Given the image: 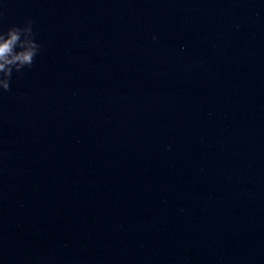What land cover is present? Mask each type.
I'll return each mask as SVG.
<instances>
[{"label":"water","instance_id":"95a60500","mask_svg":"<svg viewBox=\"0 0 264 264\" xmlns=\"http://www.w3.org/2000/svg\"><path fill=\"white\" fill-rule=\"evenodd\" d=\"M0 13L40 45L0 90V264H264V0Z\"/></svg>","mask_w":264,"mask_h":264},{"label":"clouds","instance_id":"9594fccd","mask_svg":"<svg viewBox=\"0 0 264 264\" xmlns=\"http://www.w3.org/2000/svg\"><path fill=\"white\" fill-rule=\"evenodd\" d=\"M33 23L29 20L24 27L12 26L7 32H0V90L4 92L11 91L13 71L19 73L26 67L31 68L40 52V45L35 42Z\"/></svg>","mask_w":264,"mask_h":264}]
</instances>
